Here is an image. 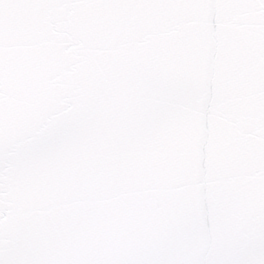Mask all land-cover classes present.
I'll return each instance as SVG.
<instances>
[{
    "label": "snow or ice",
    "instance_id": "1",
    "mask_svg": "<svg viewBox=\"0 0 264 264\" xmlns=\"http://www.w3.org/2000/svg\"><path fill=\"white\" fill-rule=\"evenodd\" d=\"M0 264H264V0H0Z\"/></svg>",
    "mask_w": 264,
    "mask_h": 264
},
{
    "label": "water",
    "instance_id": "2",
    "mask_svg": "<svg viewBox=\"0 0 264 264\" xmlns=\"http://www.w3.org/2000/svg\"><path fill=\"white\" fill-rule=\"evenodd\" d=\"M234 73L233 66L223 63L218 52L217 57L213 60L211 72L208 74L212 89L208 112L209 131L215 134L221 129L230 130L232 123L235 122L240 136L248 138L255 135L256 129L250 117L251 99L243 83L247 76L244 72H240L238 75H234ZM217 104H220L225 110L224 115L218 111Z\"/></svg>",
    "mask_w": 264,
    "mask_h": 264
}]
</instances>
